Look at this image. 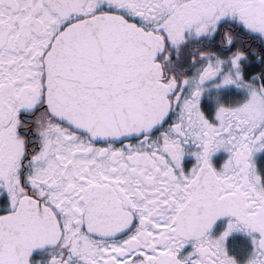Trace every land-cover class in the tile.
<instances>
[{"label": "snow or ice", "instance_id": "6c2138e0", "mask_svg": "<svg viewBox=\"0 0 264 264\" xmlns=\"http://www.w3.org/2000/svg\"><path fill=\"white\" fill-rule=\"evenodd\" d=\"M264 0H0V264H264Z\"/></svg>", "mask_w": 264, "mask_h": 264}, {"label": "flooded vegetation", "instance_id": "af4514ba", "mask_svg": "<svg viewBox=\"0 0 264 264\" xmlns=\"http://www.w3.org/2000/svg\"><path fill=\"white\" fill-rule=\"evenodd\" d=\"M262 166H264V161L261 162Z\"/></svg>", "mask_w": 264, "mask_h": 264}]
</instances>
